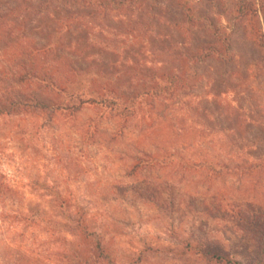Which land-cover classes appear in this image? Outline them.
Returning <instances> with one entry per match:
<instances>
[{
  "label": "rangeland",
  "instance_id": "obj_1",
  "mask_svg": "<svg viewBox=\"0 0 264 264\" xmlns=\"http://www.w3.org/2000/svg\"><path fill=\"white\" fill-rule=\"evenodd\" d=\"M22 1L0 0L11 43L18 33L14 8ZM25 1L33 9L20 35L57 43L51 54L57 64L95 77L99 71L100 85L115 81L125 96L150 93L135 99V114L123 121L108 104L70 108L86 94L71 99L45 92L37 81L22 90L10 75L0 82V96L32 95L47 107L0 114V174L18 192L16 200L0 196V264H98L86 242L78 244L81 255L69 258L62 239L75 238L39 219L66 222L52 209V191L93 219L118 263L264 264V175L215 177L178 160L162 165L145 158L178 152L190 161L264 159V49L257 34H264V0H187L189 13L180 5L185 0H131L132 6L104 10L78 3L69 8L76 16L70 31L51 17L67 0ZM42 2L52 4L44 9ZM249 2L257 10L251 24ZM217 27L231 35L232 61L184 56L212 42ZM139 67L155 71L139 75ZM82 80L88 88L89 78ZM57 104L70 109L51 112ZM27 214L34 222L20 219ZM186 243L229 263L183 253Z\"/></svg>",
  "mask_w": 264,
  "mask_h": 264
},
{
  "label": "trees",
  "instance_id": "obj_2",
  "mask_svg": "<svg viewBox=\"0 0 264 264\" xmlns=\"http://www.w3.org/2000/svg\"><path fill=\"white\" fill-rule=\"evenodd\" d=\"M51 2H42L40 4H46L44 5V9H46V7L51 6ZM78 3L82 5H96L95 7H100V9L103 10L108 6L113 7L115 5L120 6L117 8L129 5L132 6L131 0L120 1L119 3L114 1L109 3L100 0L94 2L92 0H67L66 3L63 4V7L60 5L56 7L58 12H55L53 15L51 14L52 22H55L60 26H65L67 31H70L71 24L76 19V16H74L75 13L70 15L71 12L69 8L76 6ZM180 5L186 13L191 12L187 0L181 1ZM254 7L255 4L253 2L246 3L244 7L247 12L246 15L250 17L248 20L250 24L252 22L251 18L257 14V10L254 9ZM31 9H33V6L29 1L25 0L20 2V4L14 8V33H18L15 35V40H12V43L9 40L12 39L11 35L13 33V28L9 27V29L5 30L8 27H3V22L7 18H1L0 16V46L2 48L0 82H5L10 75L14 78L15 88L20 86L22 90H32V85L35 81H37L45 92L49 91V93L51 92L57 95H69L71 99H78V97L82 94H86L87 96L84 97V99H81L80 101L78 100V105L70 107L71 109H75V111L83 104H108L114 114L112 116L119 117L123 121H127L131 116H133L136 112L134 104L135 99L144 94L148 95L150 90L138 92L135 97L125 96L124 93L113 87L116 83L115 81H108L112 84L109 85L110 87L106 85V82L105 84L100 85L99 79H101L100 77L102 75H100L101 73L98 74L99 71L96 73L97 77H95L92 75L90 70L85 71L83 69H76L73 65L63 64V62H61L60 65L57 64L56 61L51 58V54H56L57 52V43L49 40L45 44H37L34 41L29 40L25 35H20L19 33V31H23V26L30 17L29 11H31ZM60 31H62L61 28L58 32L60 33ZM257 34L261 41V48L264 49V34L262 32L260 34V31ZM210 36L212 42H204L196 47L192 54H184V56L196 63L209 59H216L225 63L232 61L234 59V54L232 49H230L231 35L227 32L226 28L217 27L210 33ZM146 70L151 69L141 68V70L139 69V71H137L139 75H142ZM83 78H89L88 88L84 87L85 82L82 80ZM178 78V76H174L173 80H177ZM97 82H99L98 85ZM96 89L98 90L96 91ZM151 93L155 92L151 91ZM45 106L46 105L38 97L32 95L26 96L23 99H11L0 96V114H10L18 111L26 112L29 110L35 111L40 108L45 110L47 109ZM55 106L53 108L54 110L51 111L53 113L63 112V110L67 111V109H70L68 106L62 104H57ZM145 158L147 164L159 163L162 165L171 164L178 160L186 170L206 171L210 176L215 177L223 176L225 174L238 175L241 177L252 176L255 174L264 175V159L254 162L244 161L236 164H228L224 161L213 160L210 158H201L196 161H190L185 159V157L178 152H164L157 155L145 154ZM140 159H137L138 163L135 164L136 167H139V163L142 161V159ZM3 179L4 176L0 174V196L5 199L16 200L18 198V192L6 185ZM51 194L53 197V211L58 217L64 218L66 222H56L53 219L46 220L45 217H41L39 219L46 222L48 229L52 231L64 230L75 238L74 243H69L66 238L62 239L63 245L66 246V251L71 254H69L68 257L76 259L78 255H81L82 253L79 251L78 244L86 242L91 245V253L94 254L96 263L121 264L109 254L105 241L95 229V223L92 222L93 219H86L83 209L73 210L72 204L66 201L59 191H52ZM20 219L26 222H34L35 220L33 214L22 215ZM187 252L196 253L203 256L208 261L215 260L218 263H223L224 261L229 263V259L224 258L222 255L206 251L204 246L200 244L186 243L185 251H183V253Z\"/></svg>",
  "mask_w": 264,
  "mask_h": 264
}]
</instances>
